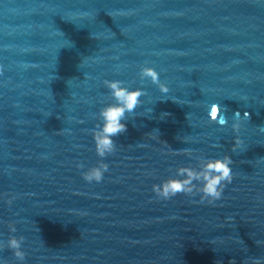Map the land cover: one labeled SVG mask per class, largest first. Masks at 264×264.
Listing matches in <instances>:
<instances>
[{"label": "water", "instance_id": "1", "mask_svg": "<svg viewBox=\"0 0 264 264\" xmlns=\"http://www.w3.org/2000/svg\"><path fill=\"white\" fill-rule=\"evenodd\" d=\"M0 69V264H264V0H0ZM105 80L145 95L101 158ZM225 155L214 204L152 191Z\"/></svg>", "mask_w": 264, "mask_h": 264}, {"label": "clouds", "instance_id": "2", "mask_svg": "<svg viewBox=\"0 0 264 264\" xmlns=\"http://www.w3.org/2000/svg\"><path fill=\"white\" fill-rule=\"evenodd\" d=\"M2 71V69H0ZM142 79L149 78L152 83L159 86L162 92H167L168 89L160 81L159 73L152 67H144L140 71ZM105 86L110 90L114 103H110L101 108L99 116L102 124L96 128L92 135L95 142V151L101 158L106 157L116 151V144L113 137L124 133L126 129L125 123L122 121L126 118V113L133 112L140 104V98L145 95L141 88L130 90L124 86V82L120 80H105ZM211 112V109H210ZM216 115V113H211ZM248 118V113L242 118L237 112L232 123V130L236 132L240 126L242 119ZM220 126H226L227 120L220 117L216 120ZM264 131V128L261 129ZM241 145L240 141H235L233 151ZM233 161L230 156L225 155L223 158L208 159L199 170L182 167L177 170L176 177L162 181L160 184H153L152 191L156 197L161 200H169L178 194L193 196L197 192V184L199 185L198 193L200 194V203L207 202L214 204L222 198V194L227 184L233 181V171L230 165ZM83 168L82 164L77 166ZM108 171V164L103 160L98 166H93L87 171L81 173L82 178L88 182L99 183L104 178V173ZM7 195V194H6ZM15 197L7 199V203L11 205ZM10 232H15L16 227L13 223L8 224ZM24 237L19 238L12 236L8 239L7 244L0 242V249L7 247L12 250L13 255L19 261L25 259V252L22 250ZM234 264V262H232ZM252 264H262L260 259L253 260Z\"/></svg>", "mask_w": 264, "mask_h": 264}]
</instances>
